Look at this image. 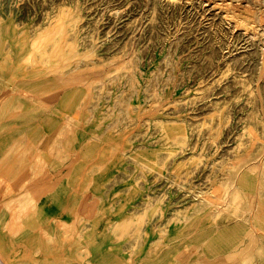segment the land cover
<instances>
[{"label":"rangeland","instance_id":"1","mask_svg":"<svg viewBox=\"0 0 264 264\" xmlns=\"http://www.w3.org/2000/svg\"><path fill=\"white\" fill-rule=\"evenodd\" d=\"M260 13L0 0V264H264Z\"/></svg>","mask_w":264,"mask_h":264},{"label":"bare ground","instance_id":"2","mask_svg":"<svg viewBox=\"0 0 264 264\" xmlns=\"http://www.w3.org/2000/svg\"><path fill=\"white\" fill-rule=\"evenodd\" d=\"M80 1V0H79ZM220 6L219 9L222 10V12H224L226 17H234L236 19L237 24H240L241 26L245 27V30H249L248 28L250 27L248 25V22L250 21V18H253V15H251L250 13V9L246 6H239L238 5H230L227 3L222 2V4H217ZM238 7V8H236ZM259 17L261 18V21L264 22V13H260ZM204 81L201 80L200 83H203ZM260 91V89H259ZM254 94V92L252 93ZM174 134L176 136L182 135V137L185 136V131L183 126L179 125V126H174ZM1 259L3 261H5V257H1ZM5 263V262H4ZM8 263V262H7Z\"/></svg>","mask_w":264,"mask_h":264}]
</instances>
